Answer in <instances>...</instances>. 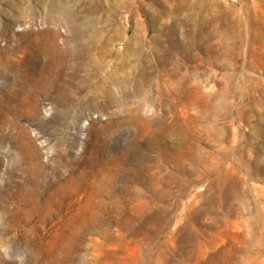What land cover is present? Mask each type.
<instances>
[{
	"label": "rangeland",
	"instance_id": "1",
	"mask_svg": "<svg viewBox=\"0 0 264 264\" xmlns=\"http://www.w3.org/2000/svg\"><path fill=\"white\" fill-rule=\"evenodd\" d=\"M260 2L0 0V264H264Z\"/></svg>",
	"mask_w": 264,
	"mask_h": 264
},
{
	"label": "bare ground",
	"instance_id": "2",
	"mask_svg": "<svg viewBox=\"0 0 264 264\" xmlns=\"http://www.w3.org/2000/svg\"><path fill=\"white\" fill-rule=\"evenodd\" d=\"M252 3L255 8L262 6L260 0H252ZM62 82L63 80H60L58 77H55L49 69H46L30 76L28 78L27 85L24 83H20L21 85L17 87V90L27 91L30 88L31 84L34 83L35 92L39 96L50 100L63 99L67 91ZM31 190L32 188H30V186L22 187L23 194L20 197V201L28 202L29 204H31V206L35 208V210H38V212L40 213H44V210L46 211L47 205L49 204L53 196L52 187H49L48 189L42 192H35ZM46 212L47 214L45 213L44 215L47 217V221L50 223L58 215L57 213H52L48 211ZM61 216L63 217L64 213H62ZM210 247H212V245L205 247V250L207 251ZM159 258L162 260L161 257Z\"/></svg>",
	"mask_w": 264,
	"mask_h": 264
}]
</instances>
